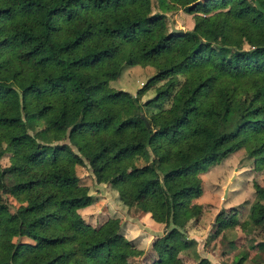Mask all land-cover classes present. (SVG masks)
I'll return each instance as SVG.
<instances>
[{
    "label": "trees",
    "instance_id": "trees-1",
    "mask_svg": "<svg viewBox=\"0 0 264 264\" xmlns=\"http://www.w3.org/2000/svg\"><path fill=\"white\" fill-rule=\"evenodd\" d=\"M169 1L196 13L193 29L171 32L162 15H148L150 0H0V159L10 154L0 164V264H137L123 261L141 253L119 219L85 232L78 211L93 200L87 188L46 172L66 160L164 223L148 264H209L186 254L195 241L185 229L200 215L190 205L202 195L197 176L243 135L264 161V0ZM124 61L157 68L150 101L109 87ZM66 137L76 151L51 145ZM136 156L148 164L128 171ZM4 194L21 197L15 212ZM255 201L259 224L264 187Z\"/></svg>",
    "mask_w": 264,
    "mask_h": 264
},
{
    "label": "rangeland",
    "instance_id": "rangeland-1",
    "mask_svg": "<svg viewBox=\"0 0 264 264\" xmlns=\"http://www.w3.org/2000/svg\"><path fill=\"white\" fill-rule=\"evenodd\" d=\"M166 1L170 3L169 8H165L166 6L161 7L160 0H150V13L148 15H162L169 28L170 22H173L176 28L183 29V31L193 29L196 13L189 14L184 11L183 7L169 0ZM243 46L245 49L250 48L246 43ZM115 71L117 72L116 78L109 81V87L113 91L129 94L141 103H146L155 97L158 84L148 86V82L156 74L157 68L150 63L133 65L128 61H124L122 65L115 68ZM179 79L183 81L182 77ZM170 104V100L164 101L161 109H168ZM148 114L146 112V115ZM35 129L36 131H43V122H36ZM240 139V145L236 150L223 153L220 159L211 165L206 172L197 176L201 184L202 195L191 200L190 205L198 206L200 215L189 222L184 233L188 238L192 234L198 237L197 240L193 238L195 245L187 251L192 255L195 254L198 261L206 256L205 252L215 251L216 248L213 247L217 243H220V252V249L222 250L221 246L226 241L236 239V246L231 247L230 245L233 252L229 253L230 260L227 261L228 264L231 261V264H234L237 258L244 255L250 259L249 264H264V221L255 224L251 220V213L252 211L256 212L257 208L256 192L264 187V161L262 158L252 155L254 144L247 135L241 136ZM56 143H65L73 151H76V146L68 140V137L60 142H52L51 145ZM149 153L153 158V153L151 151ZM9 159L10 154H4L0 159L1 166H8ZM147 164L145 159L136 156L126 166L128 171H131ZM46 172L61 177H75L79 179L81 186L87 188L88 194L92 196L93 200L90 205L78 211L84 221L86 233H93L110 219H119L122 226L125 220L129 221L131 218L136 221L138 219L140 211H130L131 208H128L121 201L117 188L109 182L107 177L97 181L88 167L66 160L54 166H48ZM6 180L8 183L11 182L9 176ZM3 201L10 206L12 212H15L22 204L20 196L11 194H4ZM219 213H221L220 218L216 220ZM154 214L156 215L155 218L158 219L157 212ZM149 218L155 225H158V229L155 231L144 229L145 234H137L138 236H135L134 240L131 241L134 249L141 254L136 253L135 255L123 257V261L148 264L153 259L144 257V249L147 245L153 247V241L155 242L159 236H162L167 228L164 223L156 221L151 214ZM221 221L229 223V228L226 230L219 229L220 224L217 222ZM138 225L140 227L139 223ZM123 230L122 227V235H124ZM222 233L224 236L221 241L216 240L213 244L212 238L215 236L217 238ZM13 241L33 243L32 240L26 238H14Z\"/></svg>",
    "mask_w": 264,
    "mask_h": 264
},
{
    "label": "crops",
    "instance_id": "crops-1",
    "mask_svg": "<svg viewBox=\"0 0 264 264\" xmlns=\"http://www.w3.org/2000/svg\"><path fill=\"white\" fill-rule=\"evenodd\" d=\"M132 210L134 212V209H131L130 211H132ZM149 216H150V213L140 212L138 214V219L136 221L132 220L131 218L129 221H127V220L123 221L124 224L122 227L124 228V230H123L124 236L130 240H134L135 236H138L137 234H145L144 229H147L150 231L157 230L158 225H155L153 223V221L149 218ZM138 223L140 224V227H142L141 229H140ZM223 236L224 235L222 233V235H218L217 238H214L213 244L216 242V240L221 241ZM189 238H191V239L194 238L195 240H197L198 237L196 235L192 234L189 236ZM230 240H232V239H230ZM219 247H220V243H217V245L215 247H213L214 249L216 248L215 251L209 250V251L205 252L206 256L203 258L208 260L209 264H228L227 261L230 260V258H229L230 254L229 253H232L233 249L230 247L228 241H226V243H224V245L221 246L222 250L220 249V252H219ZM186 254H187L188 258H192V259H194L195 262H198L195 254L194 255H192L190 253H186ZM144 257L147 259L148 258H155V251L153 250L152 247H149V245H147L146 248L144 249ZM249 260H250L249 258H246V260L243 262V264H249L248 263V262H250ZM231 263H232V261L229 264H231Z\"/></svg>",
    "mask_w": 264,
    "mask_h": 264
},
{
    "label": "water",
    "instance_id": "water-1",
    "mask_svg": "<svg viewBox=\"0 0 264 264\" xmlns=\"http://www.w3.org/2000/svg\"><path fill=\"white\" fill-rule=\"evenodd\" d=\"M170 29H171V32H175V33H177V32H183V29L176 28L174 26L173 22H170ZM143 118H144V116H143ZM145 123L149 127V123H148V121L146 119H145Z\"/></svg>",
    "mask_w": 264,
    "mask_h": 264
}]
</instances>
